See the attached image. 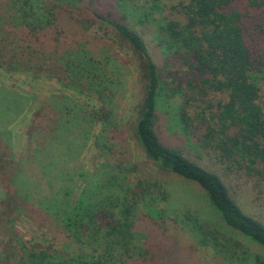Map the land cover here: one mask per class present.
<instances>
[{
	"label": "trees",
	"instance_id": "1",
	"mask_svg": "<svg viewBox=\"0 0 264 264\" xmlns=\"http://www.w3.org/2000/svg\"><path fill=\"white\" fill-rule=\"evenodd\" d=\"M94 27L136 60L142 100L135 133L146 158L197 184L230 231L264 247V222L242 209L225 181L250 186L255 206L264 208V0H0V72L44 76L96 104L89 112L64 95L35 97L16 160L7 127L23 115L25 100L0 87L8 214L0 264L169 263L167 188L116 149L128 69L110 43L91 47ZM175 99L171 121L216 165H201L162 139L160 108ZM94 126L103 162L87 172L80 152ZM23 213L44 224L58 248L10 234ZM188 228L199 244L219 245L195 221Z\"/></svg>",
	"mask_w": 264,
	"mask_h": 264
},
{
	"label": "rangeland",
	"instance_id": "2",
	"mask_svg": "<svg viewBox=\"0 0 264 264\" xmlns=\"http://www.w3.org/2000/svg\"><path fill=\"white\" fill-rule=\"evenodd\" d=\"M88 35L89 39L93 42L91 47L94 50L104 47L109 43L113 45L115 53L118 55L120 61L125 64V68L128 69L125 72L126 77L123 80L125 87L123 88L124 95L120 100L121 104L118 109L122 132L120 144L116 149H121L123 151L121 152L125 153L124 159L134 164H140L141 170L155 177H161L165 182L167 188L165 192L167 196L166 207L169 209V218L166 219L163 230L166 233L165 240L167 241L168 249L171 251L169 263L165 264H256L255 256H259L264 260V247L230 231L214 211L202 188L197 184L186 182L176 175L162 172L146 158L142 147L137 142L135 133L136 122L139 116L138 106L142 100V86L136 60L126 50L109 39V36L105 32H102L99 27H94ZM148 44L152 50L150 40ZM32 76L30 80L26 74H20L10 79L0 72V87L8 88L11 91L13 89L16 90L22 94L25 100L23 117L17 122L13 121L7 127L11 136L13 156L16 160L20 159L24 153L26 143L25 133L28 128L26 121L31 117L32 110L38 107V104L34 101L35 97L42 95H64L63 97L75 99L81 105H87L89 112L96 105L93 101L78 98L71 92H64V90H61V87L50 83L44 76L41 79L40 77L35 78ZM197 97L201 98L200 95H197ZM179 99H175L176 102H170V104L164 102L160 108L159 124L162 129L160 130L162 139L166 143L183 150L186 155L201 165L208 167L216 165L212 164L207 154H203V150L196 146L194 140L185 136L174 125L175 122L171 121V115H169L167 109L180 103ZM91 129L92 133L85 149L80 152V162L83 163V168L87 172L94 171L103 162L94 144V138L99 131V127L94 126ZM227 178L228 180L226 179L225 181L230 188L231 194L242 209L249 214L260 216L264 222V208L255 206L251 187L239 189L235 183L239 180L230 182L229 177ZM4 189V183H1L0 180V224L2 226L8 224V218L6 217L8 214H4L2 205L5 201ZM188 217L190 220L187 222ZM14 220L15 224L11 228L10 234L14 233L17 238L20 237L22 240L42 248H58L55 237L44 224H41L39 221L37 222L34 217L23 213L22 215L15 216ZM194 221L203 228L205 236H212L211 239L219 243L217 247L214 244L212 245V243L199 244L198 238L194 237L188 228ZM213 236H216V238ZM7 242L8 237H3L0 234V252L6 248ZM224 244L225 246H223ZM227 247L231 248L226 250Z\"/></svg>",
	"mask_w": 264,
	"mask_h": 264
},
{
	"label": "crops",
	"instance_id": "3",
	"mask_svg": "<svg viewBox=\"0 0 264 264\" xmlns=\"http://www.w3.org/2000/svg\"><path fill=\"white\" fill-rule=\"evenodd\" d=\"M22 117H23V115L21 116V118H22ZM18 120H20V118H19V119H17V120H15V121L17 122ZM16 122H15V123H16Z\"/></svg>",
	"mask_w": 264,
	"mask_h": 264
}]
</instances>
